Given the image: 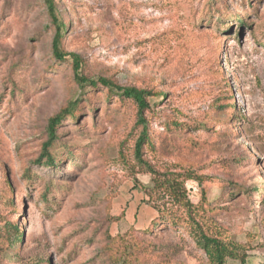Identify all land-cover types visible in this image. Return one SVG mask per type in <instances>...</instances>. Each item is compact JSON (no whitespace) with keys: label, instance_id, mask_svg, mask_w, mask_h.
<instances>
[{"label":"rangeland","instance_id":"rangeland-1","mask_svg":"<svg viewBox=\"0 0 264 264\" xmlns=\"http://www.w3.org/2000/svg\"><path fill=\"white\" fill-rule=\"evenodd\" d=\"M54 1L61 48L83 76L163 94L144 113V159L209 178L186 181L188 199L204 188L209 228L264 264V0ZM53 35L43 0H0V264H113L116 237L143 264H208L185 228L153 225L142 202L150 175L133 158L135 106L80 89L71 59L52 57ZM70 102L53 165L34 162Z\"/></svg>","mask_w":264,"mask_h":264},{"label":"trees","instance_id":"trees-1","mask_svg":"<svg viewBox=\"0 0 264 264\" xmlns=\"http://www.w3.org/2000/svg\"><path fill=\"white\" fill-rule=\"evenodd\" d=\"M46 6L54 35L51 42V55L56 61H64L69 57L72 61V71L74 81L80 89H96L102 87L107 91V95H114L120 100L128 101L136 108V120L133 127L139 128V134L134 142L133 158L136 165L144 169L150 175L149 185H141L144 198L142 200L156 213V221L153 225H162L166 230L185 228L193 236L195 244L205 255L208 264H225L229 259H237L241 264H246L242 247L228 240L227 236L220 231L214 233L209 228L207 212L210 208V200L207 199L204 188H201V200L198 204H193L187 196L185 183L194 181L199 187L208 182L209 178L196 174L191 170H158L144 159V150L152 143L150 132L148 131V121L144 113L150 108V100L162 97L161 92H154L150 89L137 87H124L113 82L111 79L99 77L96 79L86 78L81 73L82 59L74 53H66L61 48L65 25L57 16L56 4L54 0H43ZM76 102H70L67 108L49 120L48 137L42 145L39 158L34 162L53 165L54 159L50 153L56 141V126L62 118L73 115ZM181 124L173 123V127H180ZM138 188V185L135 186ZM219 199V198H218ZM14 242H21L22 233L13 226ZM111 256L113 264H143L138 257L140 247L136 244L128 243L124 237L111 239Z\"/></svg>","mask_w":264,"mask_h":264}]
</instances>
